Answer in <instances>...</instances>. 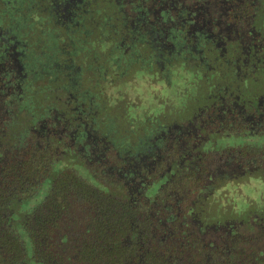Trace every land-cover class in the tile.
<instances>
[{
    "label": "flooded vegetation",
    "instance_id": "af4514ba",
    "mask_svg": "<svg viewBox=\"0 0 264 264\" xmlns=\"http://www.w3.org/2000/svg\"><path fill=\"white\" fill-rule=\"evenodd\" d=\"M94 1L97 0H15L17 5L10 7L11 1L5 0L7 6L0 15V70L4 72L8 69L22 74L27 66L23 59L32 56L34 67H42L43 70L45 67H52L54 81L67 82L64 83L65 90L84 89L90 73L100 76L103 84L116 86V78L130 74L134 64L143 62L146 68L149 62L148 67H151L150 62L154 56L158 58L165 82L174 91L176 99L182 93L176 81L181 75V70L177 68L179 66L194 76L200 72H204L207 78L211 76L212 82L210 81L207 91L209 99L198 108L195 105L189 107L188 110L193 111L190 117L173 123L167 130L164 127L169 125L158 122L164 112L155 117L148 116L151 126L156 123L159 126L141 137L140 143L144 145V151L137 155L132 152L134 146L129 141L120 148L114 138L108 140L106 133L100 136L91 134L83 112L78 117L64 120L58 118L57 113L54 117H42L38 136L41 141V132L46 131L43 137L51 140L50 148L57 154L54 161L68 168L80 165L101 185L103 181L97 178L106 172L107 175L116 174L119 180L131 187L137 185L136 176L147 179V172L152 169L156 171L161 158L165 159V166L166 160L177 159L179 167L187 159H195V162L203 161V157L208 159L212 149L211 145L206 149L205 144L216 141L215 136L248 138L247 145L254 140H257L254 142L257 146L264 144V0H111L115 3L116 13L121 16L123 29L126 30L120 39L107 37L112 30L109 27L115 26L108 20L113 17H107L102 7L97 10L101 14V18L97 19L90 6ZM26 7L30 8V12L39 11L41 22L45 21L48 26V32L43 34L45 38L38 39L46 41V49L39 56L34 52H10L8 47L12 42L11 35H18L20 29L27 26L28 17L18 13ZM6 14L9 15L10 26L3 30L1 24ZM32 25L33 22L28 27ZM96 32L99 37L91 40L90 36ZM60 36H65L64 46L59 43ZM104 43L107 47H102L101 52H105L109 45L112 48L108 55L103 54V58L102 53L95 48H100ZM16 45L15 41L10 46L15 50ZM147 45L155 51L154 54L150 51L149 60ZM4 46H7L6 49ZM140 46H143L144 52ZM65 52L69 53L68 56L64 55ZM80 52L84 53L82 61L87 60L90 53L93 63L75 64V59L69 55H78ZM8 61L13 63L9 64ZM95 62L98 63V68ZM6 73L4 72V76ZM227 76L232 79L226 85L214 82L219 77L228 78ZM118 81H121L117 82L118 86L125 82L121 79ZM86 88L85 91H88V87ZM70 100L72 98L69 96L65 103H70ZM183 105L177 108L178 114L187 106ZM161 109L166 108L162 106ZM206 127L214 135L202 133ZM223 129L229 132H220ZM150 138H159L156 152L150 148L147 150ZM163 142L165 153L160 150ZM176 144L182 147L180 153L174 148ZM212 146L214 147L213 144ZM244 162L246 167L234 166L230 161H225L224 169L212 170L209 174L212 173V178H215L217 174H228L232 170H242V173L261 171L260 166L252 165L256 162L255 159ZM168 166L171 170L170 164ZM254 220L255 218L252 221ZM263 224V221L256 225L254 223L255 226ZM221 234L222 231L214 228L206 236L215 240ZM260 249L263 250L262 247Z\"/></svg>",
    "mask_w": 264,
    "mask_h": 264
},
{
    "label": "trees",
    "instance_id": "16d2710c",
    "mask_svg": "<svg viewBox=\"0 0 264 264\" xmlns=\"http://www.w3.org/2000/svg\"><path fill=\"white\" fill-rule=\"evenodd\" d=\"M4 72L0 70V264H264V224L255 226L264 223V212L241 221L225 211L218 217L227 216L223 221L200 209L199 217H204L199 219L196 203L204 198L182 209L186 198L180 197L190 186L212 189L204 184L203 168L210 167V160L187 159L179 167L177 159H170L169 170L161 158V170L149 172L147 180L136 176L137 185L130 187L106 172L97 178L102 187L95 185L54 161L57 154L43 137L46 131L41 141L38 136L39 121L47 115L38 112L32 94H25L24 75ZM174 148L180 153L182 147ZM245 151L255 159L264 153V144L253 142ZM157 177L163 180L147 200L142 188ZM75 206L83 216L72 215ZM188 216H193L190 221ZM78 222L84 229L72 236L67 225L78 227ZM214 228L223 233L219 239L206 236Z\"/></svg>",
    "mask_w": 264,
    "mask_h": 264
},
{
    "label": "rangeland",
    "instance_id": "374dc122",
    "mask_svg": "<svg viewBox=\"0 0 264 264\" xmlns=\"http://www.w3.org/2000/svg\"><path fill=\"white\" fill-rule=\"evenodd\" d=\"M9 1H11L9 3L10 7L17 5L14 3L15 0ZM6 6L7 4H5V0H0V15ZM90 6L93 8L92 13L97 19L101 18V14H99L97 10L102 7L103 13L107 17H113L112 19H108L110 23H114L115 25L114 27H109V29L111 28L112 30L110 34H108V38L120 39L123 37V31L126 30L123 29L121 16L117 15V9L113 1L97 0L90 4ZM34 9L37 10V8H33V10ZM30 11V8L26 7L18 12L19 14L22 13V15L28 17L27 26L22 27V29L18 32V35L13 36L10 34L12 42L9 43L8 47L10 52L17 51L19 53H23L26 51L27 54L34 52V54L36 53V56H39L45 48L44 45L46 41H38V39L43 37L45 38L43 34L48 32V30H46L48 29V26L45 24L44 20V22H41L39 17L41 13L39 11ZM262 14L264 16V12ZM15 16L18 17V14L15 13ZM32 22L34 25L28 27ZM9 23V15L6 14L1 24L3 27L2 29H7V27L10 26ZM39 23L43 24L40 25ZM59 33L61 34V32ZM98 37L99 35L97 32L90 36L91 40L97 39ZM64 38L65 36L59 37V39H61L59 42L61 46H64ZM15 41L17 45L14 50L10 45H13ZM95 43L97 44V41H95ZM104 44L105 45L100 46V48H95L99 53H102L101 56H103V58V54L105 53V56L106 54L108 55L111 51L110 49L112 48V46L109 45L106 50L107 52H101L100 50L102 47H107L106 43ZM6 47L7 46H4L5 49ZM140 48L141 51L144 52L143 46H140ZM69 49L72 50L71 47ZM150 51H152L153 54L155 53L154 49H151L147 45V60H149ZM68 54V52L64 53L66 56H68ZM71 55L72 54H70L69 57H73V59H75V64L77 65H90L93 63L90 53H88L87 60L85 59L84 61H82L83 59L81 60L84 55L83 52H80L78 55ZM19 57L20 55L18 58ZM23 61L24 64H27V66L22 72V75H24V78L22 77V84L23 86L27 84L29 87V89H26L25 94H32L33 99H35L36 109L39 113H43L47 115V117H53L55 113H58L59 115H62L63 118L71 119L74 116L78 117L79 113L83 112L82 115L89 125L91 134L100 136L106 133L109 136L108 140L111 141V139L114 138V141H116L117 146L120 148L122 144L129 141L131 146H134L132 152L136 155L141 154V152L144 151V145L140 143V139L143 135H147L151 129L158 127L159 124L169 125L164 127L165 130H167L173 125V123H179L187 120L193 112L188 110L189 107L195 105V108H198V106L200 107L204 105V103H206L209 99L207 91L210 88L211 76L207 78L208 76L205 75L204 72H200L199 74L196 73L194 76L192 73H188L187 70L183 71L185 69H182L180 66L177 68L181 70V75L177 77L176 81L178 82L182 93L180 92V94H178L180 98L177 97L179 99H176L174 91L169 89L165 82L164 74L161 71L162 67L160 62H158V58L154 56L150 62L151 67H148L149 62L147 63L146 68L143 65V62L134 64L130 74L126 77L119 78L125 81L120 86H118L117 83L121 82L118 81V78H116V86H107L103 84V79L100 76H97L95 73H90V77L86 81L87 84H84V89L68 88V90H65L64 88V83H67L64 82V80L59 81L58 83L55 81L53 84L49 83L50 77H53V74H51V71L48 72L43 70L42 67H34L32 56H30V58L29 56L25 57ZM8 62L9 64L13 63L12 61ZM95 64L98 68V63L95 62ZM174 64H177V62H174ZM91 69L96 70L95 68ZM227 77L228 78L219 77L218 80H214V82L217 81L219 85H226L228 81L230 82V79H232L230 76ZM213 79L214 78H212V80ZM124 85H127V87H123ZM86 87H88V91H85V89H87ZM69 96L72 100H70V103H65V101L69 99ZM193 96H195V99H193ZM80 103H83L82 106H80ZM182 104H187V106L185 109L180 110V113L178 114L177 108L179 106L181 107ZM162 106L166 109L162 110ZM160 112H164L158 119V122L160 123H156L155 126H151L147 117H150V115L151 117H155ZM173 117H175V119ZM176 118L180 120L178 121ZM209 130L210 129L206 127L202 133L206 135L209 134L210 136L214 135V132L211 133ZM177 132L180 133L179 131ZM220 132L228 133L229 131H224L223 129ZM215 137L217 138L216 141L211 144L208 142L205 144L206 149L207 146L211 145L212 151L208 155L210 157L207 160H210V167L208 169L206 167L203 168L205 175H207L206 180H204V184H210L212 189L204 191L203 187L198 188L195 184H193L190 186L187 195L185 196L183 193L180 197L186 198L181 202L182 209L193 200L197 198H204L200 204L196 203V206L199 205L196 215L199 219L200 217L202 219L204 216H210L213 219L217 218L224 221L227 216L222 218L218 217H221L225 211H229V214L232 213L230 218L234 217L241 221H246V219L251 220L254 214H261L264 212V181L261 180H264V153L258 155L257 158H255L256 162L252 164L260 166L261 171H247L246 173H242V170H232L233 173H225L222 175L217 174L215 175V178H212L213 174L209 173L212 172V170L219 171V169H224L223 164L225 161H230V163L234 164V166L242 165V167H246L244 160H248L249 157H254V155L245 151L247 145L246 141H249L248 138L233 136ZM158 139L159 138H150V141L147 144V150L150 148L156 152L155 148L159 147ZM256 141L254 140L253 142ZM163 145L164 142L160 146V150L165 153L166 147ZM243 146L244 152L246 153H240V148ZM122 155H124L123 152ZM73 168L75 172L82 175L86 181L89 180L91 183L102 187V185L97 183L96 180H94L93 177L86 172V170L82 169L80 165H75ZM166 168L169 169L168 164ZM151 172L154 173L155 170L152 169ZM148 176H151L149 172H147V179H149ZM162 180L163 179L160 177H157V179L155 178L152 180L153 182L148 181L146 185L143 186L142 190L144 191L147 200L153 198V194ZM200 209L206 215L202 216L200 214L201 216L199 217ZM72 215L76 217L83 216V209L75 206L72 210ZM193 216H188L185 220L190 221V218ZM179 218V221H181L183 217L181 216ZM78 223V227L77 224L67 225L71 234L73 233L72 236H75V233L81 234L84 229L83 225L80 222ZM261 245L262 248H264V240ZM30 264L37 263L30 262Z\"/></svg>",
    "mask_w": 264,
    "mask_h": 264
}]
</instances>
